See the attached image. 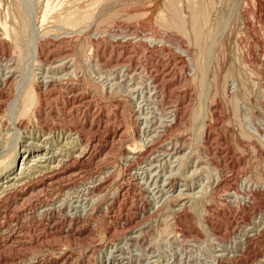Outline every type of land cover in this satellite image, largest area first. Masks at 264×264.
<instances>
[{"label": "rangeland", "instance_id": "rangeland-1", "mask_svg": "<svg viewBox=\"0 0 264 264\" xmlns=\"http://www.w3.org/2000/svg\"><path fill=\"white\" fill-rule=\"evenodd\" d=\"M1 183L0 264L264 263V0H0Z\"/></svg>", "mask_w": 264, "mask_h": 264}, {"label": "bare ground", "instance_id": "bare-ground-1", "mask_svg": "<svg viewBox=\"0 0 264 264\" xmlns=\"http://www.w3.org/2000/svg\"><path fill=\"white\" fill-rule=\"evenodd\" d=\"M45 84H47V83H45ZM128 156H129V155H128ZM45 157H46V156H45ZM27 158H28V157H27ZM43 158H44V157H43ZM129 158H130V157H129ZM38 160H39V159H38ZM39 161H40V160H39ZM43 161H45V160H43ZM24 162H25V161H24ZM27 163H28V162H27ZM10 170H13V165L10 167ZM5 173H6V172H5ZM17 177H18V176H17ZM13 178H14V177L4 176V177L2 178V179H3L2 181H3L4 183H9V181H11ZM14 179H15V178H14ZM14 179H13V180H14ZM17 179H18V178H17ZM4 180H5V181H4ZM14 181H15V180H14ZM4 183H1V184H0V187H1V185L4 186V185H3ZM5 188H6V187H5ZM7 189H9V188H6V190H7ZM234 248H235V247H234ZM222 250H223V249H222ZM231 250H232V249H231ZM231 250H229V249H225V248H224L223 251H224L225 253H222V252H221V253H219L218 255H216V259H215V261H213L212 264H215V263H216V264H219V262H220L221 260H223L224 258H229V256H227V255L231 254V253H230ZM235 251L239 252L238 250H235ZM240 251H241V250H240ZM226 256H227V257H226ZM262 264H264V263L262 262Z\"/></svg>", "mask_w": 264, "mask_h": 264}]
</instances>
